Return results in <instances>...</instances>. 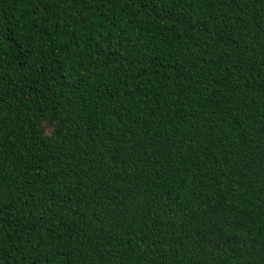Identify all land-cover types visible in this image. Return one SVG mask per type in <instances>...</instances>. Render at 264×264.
I'll use <instances>...</instances> for the list:
<instances>
[{
	"label": "trees",
	"instance_id": "trees-1",
	"mask_svg": "<svg viewBox=\"0 0 264 264\" xmlns=\"http://www.w3.org/2000/svg\"><path fill=\"white\" fill-rule=\"evenodd\" d=\"M0 264H264V0H0Z\"/></svg>",
	"mask_w": 264,
	"mask_h": 264
},
{
	"label": "rangeland",
	"instance_id": "rangeland-1",
	"mask_svg": "<svg viewBox=\"0 0 264 264\" xmlns=\"http://www.w3.org/2000/svg\"><path fill=\"white\" fill-rule=\"evenodd\" d=\"M47 128H48V132H50L51 127L48 125Z\"/></svg>",
	"mask_w": 264,
	"mask_h": 264
}]
</instances>
